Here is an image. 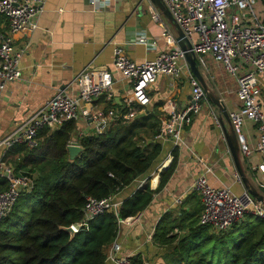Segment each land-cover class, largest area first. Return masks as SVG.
Instances as JSON below:
<instances>
[{"label": "built area", "instance_id": "obj_1", "mask_svg": "<svg viewBox=\"0 0 264 264\" xmlns=\"http://www.w3.org/2000/svg\"><path fill=\"white\" fill-rule=\"evenodd\" d=\"M47 0H0V16L5 20L0 33V96L6 87L21 77L20 61L29 51L30 45L14 44L17 33H32ZM169 12L173 23L191 46L198 68L205 71L203 56L220 63L226 72L235 78L240 109L228 113L231 129L236 137L239 152L248 157L255 151L264 156V112L261 108V81L264 78V12H258L257 0H160ZM95 10L107 7L108 0H89ZM237 12H233V8ZM151 21L159 27L164 50L151 60L141 64L132 61L122 47L113 50V72L85 69L71 83V94L59 90L42 107L34 111L5 139L0 141L4 152L13 145L37 148L39 132L44 128L57 130L65 122L82 123L78 141L70 139L68 147L79 144L86 137L101 136L118 124H130L144 113L150 104V93L158 78L170 79L174 86L186 74L190 91V102L182 110L176 109L173 99L167 101L168 115L160 118L155 142L170 143L179 149L183 144V133L192 123L193 116L199 115L207 101L200 82L193 76L184 52L177 43V30H172L164 16L153 6L148 8ZM259 13H262L261 15ZM134 44L153 46L157 42L144 35L137 36ZM113 73L120 75L125 83L121 106L115 103ZM103 100L105 106L98 107ZM111 105V107L109 106ZM216 119L217 113L210 112ZM244 121L251 122L257 130V142L253 148L247 143L242 132ZM218 124V121L216 120ZM79 147V146H78ZM264 173V163L258 167ZM151 177V176H150ZM148 178V177H147ZM148 184V180L141 186ZM0 220L13 209L18 198L33 189V180L26 174L18 175L14 169L0 162ZM264 193V182L258 183ZM191 191L201 201L202 211L199 225L210 227L220 234L228 231L245 215L264 219V204L245 191L238 196L230 188L212 187L205 175L194 179ZM117 194L95 199L85 196L82 221L70 228L74 234L87 222L105 213L117 214L121 203ZM127 221V220H126ZM124 221H119V224ZM120 246L111 243L109 260L111 264H132L129 257L120 256Z\"/></svg>", "mask_w": 264, "mask_h": 264}, {"label": "crops", "instance_id": "obj_2", "mask_svg": "<svg viewBox=\"0 0 264 264\" xmlns=\"http://www.w3.org/2000/svg\"><path fill=\"white\" fill-rule=\"evenodd\" d=\"M152 6L160 11L151 0H108L103 10L93 9L89 0H47L35 31L14 36L15 46L28 43L30 49L20 61V79L8 85L0 96V141L12 134L18 125L50 101L59 90L71 94L73 79L85 69L113 72L115 47H122L137 64L153 60L164 50V46L159 39V27L151 21L148 8ZM257 10L259 12L260 7ZM164 20L172 30H177L165 17ZM140 35L157 43L147 47L134 44V39ZM203 61L207 71L201 66L199 71L207 90L215 93L228 113L238 111L241 103L236 94V81L232 84L230 79L225 80L226 70L222 64L208 56H203ZM206 63L211 66L209 69ZM113 77L115 103L121 106L125 83L120 75L113 73ZM170 85V79L158 78L151 89L150 104L140 115L153 114L159 120L168 115L167 101L170 99L174 100L178 111L186 107L190 102L186 74L173 87ZM261 86V108L264 112V78ZM96 104L98 107L105 106L101 99ZM213 111L218 115L216 119L210 114ZM76 125L70 137L74 141H78L79 131L83 128L82 123ZM231 131V124L224 118L220 121V111L207 98L200 114L193 116L191 125L183 133L176 169L165 187L153 196L144 211L118 224L113 243L120 246V256L129 257L133 264H174L178 259L174 249L179 240L188 236L189 229L174 230L177 240L169 246L156 244L153 235L164 216L177 218L196 213L197 207H202L199 196L191 191L194 179L200 175H205L212 187L230 188L238 196L248 190L244 183L246 180L258 196L264 197L258 189V183L264 182V173L258 170L264 163V156L253 151L250 156L243 157L239 152L240 175L225 138V133L230 134ZM242 132L253 148L258 135L255 125L244 121ZM78 146L81 149L79 144L73 147ZM161 147V161L157 167L168 159L174 149L170 143L161 144ZM4 153L0 149V162ZM152 175L153 171L118 192L117 199L122 202L129 198L143 188L142 182ZM110 249L111 245L104 249L105 264H111L108 257Z\"/></svg>", "mask_w": 264, "mask_h": 264}, {"label": "trees", "instance_id": "obj_3", "mask_svg": "<svg viewBox=\"0 0 264 264\" xmlns=\"http://www.w3.org/2000/svg\"><path fill=\"white\" fill-rule=\"evenodd\" d=\"M257 4L264 12V0ZM4 26L0 16V33ZM158 123L150 114L118 124L101 136L83 138L82 151L73 161L67 143L77 127L74 121L54 131L44 127L37 148L16 144L5 151L2 162L13 164L16 173L28 169L27 175L36 177H31L33 189L22 194L0 220V264H105L104 249L113 243L119 221L144 211L176 169V148L157 167L162 147L153 137ZM141 134L148 136L143 147L135 140ZM151 170L148 184L123 200L117 214L95 217L73 236L64 231L82 221L85 196L107 198ZM199 213L166 215L155 229L153 241L161 246L177 240L171 235L174 230L189 229L174 249L178 258L174 264H264V219L248 214L228 231L216 234L199 225Z\"/></svg>", "mask_w": 264, "mask_h": 264}, {"label": "water", "instance_id": "obj_4", "mask_svg": "<svg viewBox=\"0 0 264 264\" xmlns=\"http://www.w3.org/2000/svg\"><path fill=\"white\" fill-rule=\"evenodd\" d=\"M152 3L157 6L159 8V10L161 11V13L163 14V16L170 21L173 25H175L173 23V20L169 14V12L167 11V9L162 5L160 0H151ZM175 27L177 28V43L179 48L184 52L186 61L189 65L190 71L193 74V76L200 82L204 93L206 94L207 98L211 101V103L218 108V110L220 111V121H222V118H224L226 121H228L230 123L229 117H228V112L226 110V108L224 107L223 102L216 97L215 95H212L209 93V91L207 90V87L204 83L203 77L199 71V68L197 66L196 60L194 58V56H192L190 50H191V46L189 44V42L187 41V39L184 37V35L181 33V31L178 30V27L175 25ZM191 99V98H190ZM143 115H139L137 118H142ZM232 130V129H231ZM225 138L230 150V153L232 155L234 164L238 170V172L240 173V175H242L240 166H239V158H238V153H239V149H238V145H237V141H236V137L233 133V131H231V133H225ZM81 149L79 147H68L67 148V153L69 156L70 161H73L80 153H81ZM147 180H150V177L147 178ZM244 183L246 184V187L248 188L247 192L250 196H252L253 198H255L258 202H262L264 204V197H260L258 196L257 192L249 187L248 182L246 180H244ZM64 231L66 233H68L69 235L73 236L74 235V231L71 228H67L64 229Z\"/></svg>", "mask_w": 264, "mask_h": 264}, {"label": "rangeland", "instance_id": "obj_5", "mask_svg": "<svg viewBox=\"0 0 264 264\" xmlns=\"http://www.w3.org/2000/svg\"><path fill=\"white\" fill-rule=\"evenodd\" d=\"M256 7L259 8L258 4L255 5V8H256ZM232 10H233L234 13L237 12V8H236V7H234ZM259 14L261 15L262 13H259ZM207 65H208V66H207ZM206 66H207L208 69L211 67L208 63H206ZM224 78H225L226 81H227L228 79H230V80L232 81V84L235 83V78L232 77V76H230L227 72L224 73ZM209 93L212 94V95H215V93H214L213 91H211V90H209ZM215 96H216V95H215ZM147 137H148V136H146L145 134H141V136L135 138L136 143H137L138 145H140V146L143 147L144 144H145V141H146V138H147ZM157 161H158V162L161 161V158L159 157ZM10 166H12V167L15 168V166H14L13 164H11ZM27 172H28V169H27V170H26V169H25V170L22 169V170H18V171H17L18 175H20V173H21L22 175H23V174H26V175H27ZM151 172H152V170H151ZM31 177L34 179L36 176L32 174ZM200 208H201L200 206L197 207V209L200 210V212H201V209H200ZM199 214H200V213H199ZM171 235L174 236V232H173Z\"/></svg>", "mask_w": 264, "mask_h": 264}]
</instances>
